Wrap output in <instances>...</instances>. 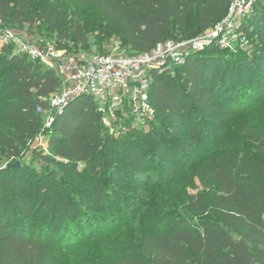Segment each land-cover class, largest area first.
<instances>
[{"label":"trees","instance_id":"1","mask_svg":"<svg viewBox=\"0 0 264 264\" xmlns=\"http://www.w3.org/2000/svg\"><path fill=\"white\" fill-rule=\"evenodd\" d=\"M74 1L80 6L95 8L107 23L120 25L130 51L127 54L132 55L147 52L160 42L188 39L193 34L205 32L226 15L229 4V0ZM31 2L0 0L3 26L17 30L14 27L22 28L27 22L33 27L38 19L51 21L52 15H45V12L35 20H28V16L34 13ZM59 23L57 21L50 27L53 32L57 31ZM243 27L250 42L249 34H259L264 40V3L261 0H257ZM58 36L59 41L56 42L64 48L84 44L79 17L73 15L71 26L58 32ZM68 39L75 42L70 45ZM210 47L209 54H205L206 50L191 54L184 64L175 67L173 73L153 72L151 101L156 112L153 121H159V124L153 126L152 121L150 131L143 133L151 138L153 146L165 153L175 142L172 136H168L170 130L165 127L174 114L179 113L188 122V138L192 140L189 147L196 148L200 144V132L196 129L201 122L195 119V109L205 108L215 117H220L252 105L264 94V72L258 68L254 87L243 85L239 90L232 91L231 85L227 86L225 82L235 73L229 61L218 78L220 80L214 82L215 57H219L218 53L224 49L213 44ZM8 50L9 46H5L0 52V94L5 93L6 96L0 101V150L19 158L43 126L44 115L37 112L38 107H46L45 98L60 86L61 79L42 63L14 52L8 55ZM236 54L241 62L257 63L264 68V45L255 44V47ZM176 77H180L184 84L187 96L184 100H181L180 87L174 83ZM134 130L128 133L133 135ZM140 131L138 134L142 133ZM140 141L143 143L145 140L137 137L126 139L120 149L115 150L118 140L107 133L92 98L82 95L70 101L51 126L48 142L59 160L51 161L38 152L34 155L45 163L54 162L57 165L89 162L94 175L103 174L105 165H113L127 176L128 164L133 165L137 172L140 169L134 165V159L127 158L126 162H121L119 155L123 151L128 157L131 151L138 149ZM175 144L177 152L183 156L196 151L186 150L183 142ZM252 147L257 156L247 153L212 154L200 165L203 167V179L214 181L220 192L216 203L220 224L204 221L192 225L186 218H176L167 228L165 222H160L154 229L140 233L138 240L128 246L127 253L112 264H264L263 138H253ZM161 157V154H156L158 163ZM20 170V166L7 167L0 172V178L5 171ZM134 179L131 172L128 176L130 184L126 187L128 191L132 190ZM4 182L11 189L17 211L12 218L8 198L0 188V264H54L60 250L74 244L78 238L79 232L73 230L79 223L74 210L64 204L67 223H62V218L55 211L52 219L35 228L26 224L32 217L39 221V210H33L37 202L32 205L25 195L27 184L6 178ZM103 183L100 179L95 181L93 196L88 201L89 205L102 210L105 204L101 199L106 196ZM41 205L45 207L46 204L41 200L38 207ZM189 210L198 214L208 211L198 194H191ZM223 226L234 229L238 238L225 231Z\"/></svg>","mask_w":264,"mask_h":264},{"label":"rangeland","instance_id":"2","mask_svg":"<svg viewBox=\"0 0 264 264\" xmlns=\"http://www.w3.org/2000/svg\"><path fill=\"white\" fill-rule=\"evenodd\" d=\"M31 1L34 13L28 16V20L30 18L35 20L43 12L46 13L45 15H52V19L49 22L38 19L33 27H30L29 22L22 28L14 27L17 29L16 32L22 33L19 34L20 36L32 34L33 38L59 41L58 32L69 28L72 16L77 15L85 36V43H77L74 46L76 50L116 51L125 54L130 52L122 37L121 26L107 23L95 8L80 6L74 0ZM261 1L264 3V0ZM57 21L60 22L59 28L53 32L50 27ZM193 35L191 38L202 34ZM249 37L251 42L246 45L248 49L255 47V44L264 45V40L259 34H249ZM68 41L70 45L75 42L74 39H68ZM211 45H207L201 51L206 50L205 54H209ZM13 51L14 46L11 45L7 54ZM239 51L240 49H224L218 53L219 57H215L217 62L214 82L220 80L218 78L229 61L235 73L232 77L225 79V82L227 86L231 85V90L234 92L243 85L254 87L258 79L256 68L264 72V68L257 63L241 62L239 55L236 54ZM174 81L181 89V100H184L187 96L181 78L176 77ZM5 97V93L0 94V101ZM194 113L195 119L201 122L196 129L200 132L198 136L200 144L196 148L189 147L192 145V140L188 138V122L179 113L174 114L171 122L165 125L170 130L168 136H172L175 141L171 143L166 153L157 146H153L151 138L144 135L143 132L150 131V124L135 128L133 135L128 133L133 132V128L121 134L118 131L114 134L107 131L118 140L115 150H119L126 139L137 137L145 140L143 143L140 141L141 145L138 149L131 151L128 157H125L124 152L121 151L122 154L119 155L121 162H126L127 158L134 159V165L140 169L138 173L133 165L128 164L127 176L124 175V171H117L113 165H105L103 174L94 175L89 162L79 161L77 165L67 166L64 163L57 165L54 162L45 163L42 159L39 160L34 152L44 155L51 161L59 160L48 142L50 130H46L43 126L19 158H14L7 151L0 150V172L16 161L21 167L20 171L1 173L0 178V188L8 198L12 218L16 216L17 205L4 178L27 184L26 197L30 199L32 205L37 202L33 210H39V221L32 217L26 224L40 228L43 222L52 219L55 211L62 218V223H67L64 204L74 210L79 223L73 227V230H76V233L79 232L78 238L74 244L60 250L54 264H112L127 253L128 246L138 240L140 233L154 229L160 222H165L168 228L176 218H186L192 225L204 221L220 224L219 210L216 207L220 192L214 181L210 178L203 179L201 176L203 167L200 165L212 154L256 155L252 147L253 138L264 140V94L260 95L252 105L228 114L224 113L220 117H215L205 108L195 109ZM46 118L47 116H43V124ZM155 124H159V121L154 120L152 125ZM139 130L142 133L138 134ZM126 136L129 137L125 139ZM176 142H183L186 150L196 149V151L188 152L183 156L177 152ZM156 154L162 155L160 163L156 161ZM131 172L135 181L132 184V190L128 191L126 187L130 184L128 176ZM98 179L104 182L103 188L106 194L105 198L101 199L105 204L103 210L88 204L93 196L95 181ZM191 194L201 196L207 206L206 213L198 214L189 210ZM41 200L45 202V207L42 205L38 207ZM222 228L238 238L234 229L224 226Z\"/></svg>","mask_w":264,"mask_h":264},{"label":"built area","instance_id":"3","mask_svg":"<svg viewBox=\"0 0 264 264\" xmlns=\"http://www.w3.org/2000/svg\"><path fill=\"white\" fill-rule=\"evenodd\" d=\"M257 0H229L226 15L195 38L167 40L141 54L116 51L84 52L59 46L55 40L37 39L3 26L0 21V51L14 46V53L36 60L54 70L60 86L37 112L47 116L43 127L50 130L74 98L87 95L96 104L101 122L110 134L149 125L155 118L151 101L153 72H174L176 66L207 45L246 50L250 42L243 27Z\"/></svg>","mask_w":264,"mask_h":264},{"label":"water","instance_id":"4","mask_svg":"<svg viewBox=\"0 0 264 264\" xmlns=\"http://www.w3.org/2000/svg\"><path fill=\"white\" fill-rule=\"evenodd\" d=\"M18 166L19 163L17 161L9 165V167H18Z\"/></svg>","mask_w":264,"mask_h":264}]
</instances>
